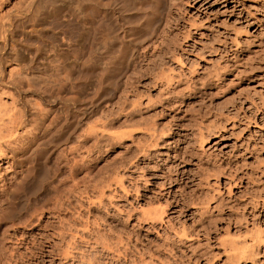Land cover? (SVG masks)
<instances>
[{
	"label": "rangeland",
	"instance_id": "1",
	"mask_svg": "<svg viewBox=\"0 0 264 264\" xmlns=\"http://www.w3.org/2000/svg\"><path fill=\"white\" fill-rule=\"evenodd\" d=\"M1 1L0 107L8 113L17 108L26 111L29 121L19 130L29 134L21 150L26 156L22 161L0 160V189L10 190V194L0 193V264H264V0H163L161 16L154 17V0H131L137 8L123 0ZM36 2L42 5L38 16L32 13ZM105 5L111 26L119 23L113 27L117 31L123 27L119 31L127 35L122 40L133 41L137 49L134 60L125 66L129 70L121 72L110 65L114 52L103 55V39H82L89 15L103 14ZM247 8L263 18L260 26L246 22L243 13ZM125 10L138 12L134 16L137 23L134 19L127 23L130 13ZM152 17V26L158 29L154 34L152 27L148 31L144 26ZM133 23L138 28L133 29ZM9 25L13 33L5 38ZM236 28L245 30H239L241 37L235 40L241 44L237 41V45L228 37ZM186 31H190L188 36ZM158 51L162 64L150 61L152 55L159 60ZM167 65L173 67L171 72L175 69L178 75H186L181 79L174 71L177 77L173 76L172 87L153 79ZM245 118H252L250 125ZM153 134H158V146H151ZM160 169L166 174L185 169L193 181L174 187L181 195L178 211L170 213L167 208L165 224L157 221L156 228L150 229L143 211L164 206L162 196L161 200L156 197L158 187L151 183V172ZM21 177L24 183L19 187ZM15 186L18 193L12 197ZM242 229L252 234L258 231L263 243L259 240L253 247L251 234ZM180 230L192 234L190 239L179 240L174 233ZM60 231L65 232L66 244ZM224 238L230 241L227 245ZM237 238L248 240L253 249L248 251L250 244L245 243L237 257L233 256L237 250L229 254ZM67 239L77 249L69 250ZM47 247L54 252L49 253ZM244 249L249 253L243 255Z\"/></svg>",
	"mask_w": 264,
	"mask_h": 264
},
{
	"label": "bare ground",
	"instance_id": "2",
	"mask_svg": "<svg viewBox=\"0 0 264 264\" xmlns=\"http://www.w3.org/2000/svg\"><path fill=\"white\" fill-rule=\"evenodd\" d=\"M1 1V0H0ZM90 3L92 2L93 3V1L94 0H88ZM123 1H125L126 2V4L127 5H132V2H131V0H123ZM122 1V2H123ZM163 0H154V2L153 3H155L154 5V9H153V12H152V15H153V17L154 16H156V14H159L160 16H161V14H160V10L159 9H162L161 8V3H165V1H163ZM1 2H4V1H1ZM33 2V1H32ZM39 2V1H38ZM38 2H36V4H35V6H34V8H35V12H33L32 11V13H34L35 15L34 16H38L39 15V12L37 11V10H39L40 8H42V5H41V7H40V4L38 3ZM112 2H114V0L112 1ZM116 2V1H115ZM120 2V1H119ZM124 2V3H125ZM30 3V2H29ZM95 3V2H94ZM106 3V5L107 4H109V1H108V3L107 2H105ZM135 2H133V4H134ZM241 3V2H240ZM243 3V2H242ZM103 4V3H102ZM115 4V3H114ZM114 4H110V5H113L114 6ZM116 4H118V2L116 3ZM120 4V3H119ZM118 4V5H119ZM122 4V3H121ZM105 5V10L103 9L102 11H104V13L103 14H101V15H97V14H95V13H93V14H90L89 15V21H87V25H86V28H85V30L83 31L82 30V32H81V34L83 33L84 34V36L86 37V38H82L81 36V38L82 39H103L102 40V43H101V47L103 48V55L105 56V57H109L110 56V52H111V50L114 52V55H113V57H111L110 56V58L111 59H109L110 61H112V63L110 64L111 66H112V64L114 65V69H119L120 71L121 70H123L124 71V69H125V66H126V64L128 63V60L129 59H131L132 58V60H134V53H133V51H135V49H136V47L133 45V41H128V42H130V43H128L127 44V41H124V40H122V39H126L125 37H124V35L126 34V32L124 31V30H120L119 31V29H122L121 27L118 29V31H117V29H115L113 26L115 25H117V28H118V26H119V23H115L114 25H112L111 26V23H110V21H111V19H110V21L108 20L110 17H109V15L107 14L108 13V11H106L107 9H106V7L108 6H106ZM124 5V4H123ZM127 5H126V9H128L127 8ZM153 5V4H152ZM165 5V4H164ZM243 5H244V3H243ZM112 6V7H113ZM115 6H117V5H115ZM114 6V7H115ZM133 6V5H132ZM30 7V6H29ZM103 7V6H102ZM130 7V6H129ZM133 7H136L137 8V5L135 4ZM153 7V6H152ZM245 7V6H244ZM243 7V8H244ZM263 7V6H262ZM38 8V9H37ZM123 9H124V7H122ZM264 8V7H263ZM120 9V8H119ZM118 8H117V10H119ZM131 9V8H130ZM130 9H128V10H130ZM133 9V8H132ZM131 9V10H132ZM164 9V8H163ZM248 9V10H247ZM246 9V11H244V13H243V15L244 14H246V16H243L244 18H245V20H247L246 22H250L251 24H256V25H259L260 26V22H263V18H261V17H259L257 14L255 15L253 12H252V10L251 9H249V8H247ZM258 9V8H257ZM261 9V8H260ZM109 10V9H108ZM116 10V9H115ZM38 13H37V12ZM111 11V10H110ZM123 11V10H122ZM127 10H125V12H126ZM163 11V10H162ZM161 11V12H162ZM119 12H121V11H119ZM127 12H129V11H127ZM159 12V13H158ZM116 13H118V11L116 12ZM116 13H115V15H116ZM122 13H124V11L122 12ZM130 13V12H129ZM138 13V12H137ZM137 13H135V11L134 12H132V13H130V14H127L128 15V20L126 19V17H125V19H126V21H129V22H127V23H132V22H134V21H132L133 19H134V16H135V14H137ZM140 13V12H139ZM119 15V14H118ZM171 15V14H170ZM138 16H140V15H138ZM160 16H158V17H160ZM172 16V15H171ZM136 17V16H135ZM153 17L152 18H150L149 20H148V22L146 23V24H144V26H145V28H147L148 27V31H149V27L151 28L152 27V29H151V32L154 34L155 33V31L156 30H158V29H156L155 30V28H156V26L153 28V24H155V23H153ZM242 17V16H241ZM120 18H124V17H120ZM137 18V17H136ZM162 18V17H161ZM160 18V19H161ZM170 18V17H169ZM156 19H158V18H156ZM159 19V20H160ZM177 19V18H176ZM135 20V19H134ZM138 20H139V18H138ZM126 21H124V22H126ZM137 20H135V23H137L136 22ZM123 21H122V23H124ZM246 22H244V23H246ZM139 23V22H138ZM140 24V23H139ZM143 24V23H142ZM4 25V24H3ZM130 25H133V29H136V28H138L137 27V25H135L134 23L133 24H130ZM129 25V26H130ZM153 25V26H152ZM128 26V25H127ZM143 26V25H142ZM243 26V25H242ZM139 27L141 28V26L139 25ZM158 27V26H157ZM235 27H237V26H235ZM239 27V26H238ZM241 27V26H240ZM248 27V26H247ZM4 28H6V27H4ZM139 28V29H140ZM234 28V27H233ZM243 28H245V27H243ZM241 30H242V28H240ZM239 29V30H240ZM246 29V28H245ZM248 29V28H247ZM246 29V30H247ZM171 30V29H170ZM238 30V28H236V29H233L232 31H231V35L230 36H228L229 37V39H232V43H234L235 41H236V45H237V43L239 42L238 40V36H240L239 34H241V32ZM131 31V30H130ZM134 31V30H133ZM141 31V30H140ZM145 29H144V35H145ZM242 31H245V30H242ZM4 37L5 38H7V34L8 33H13V30L11 29V27H10V25L6 28V29H4ZM137 32V31H136ZM163 32V31H162ZM132 33V32H131ZM138 34L140 33V32H137ZM147 33H149V32H147ZM146 33V34H147ZM161 33V32H160ZM159 33V34H160ZM183 33V32H182ZM80 34V35H81ZM190 34V31H186V33H185V35H189ZM3 35V34H2ZM127 35V34H126ZM134 35V34H133ZM136 35V34H135ZM148 35V34H147ZM147 35H145V37L147 36ZM158 35V34H157ZM167 35V34H166ZM174 35V34H173ZM185 35H183V36H185ZM77 36H79V35H76V37ZM122 36V38H120ZM11 37V36H10ZM75 37V38H76ZM141 37H143V36H141ZM154 37V36H153ZM168 37V36H167ZM170 37V36H169ZM172 37V36H171ZM170 37V38H171ZM186 37V36H185ZM241 37V36H240ZM74 38V39H75ZM78 38V37H77ZM120 38V39H119ZM170 38H169V40H170ZM173 38H174V36H173ZM176 38V37H175ZM180 38H182V37H180ZM11 39V38H10ZM144 39V38H143ZM168 39V38H167ZM235 39H238V40H234ZM242 39V38H241ZM145 40V39H144ZM159 40V39H158ZM158 40H157V46H158ZM163 40V39H162ZM172 40V39H171ZM179 40V39H178ZM155 41V40H154ZM165 41V40H164ZM175 41L177 42V40H173V43H175ZM234 41V42H233ZM238 41V42H237ZM135 42V41H134ZM143 42H145V41H143ZM168 42V41H167ZM137 44H141V43H138V42H136ZM135 43V44H136ZM147 43H148V41H147ZM163 44L165 43V42H162ZM169 43H170V41H169ZM172 43V42H171ZM173 43H172V45H173ZM179 43V42H178ZM125 44H127V46L125 45ZM166 44V43H165ZM168 44V43H167ZM239 44H241V42H239ZM128 45H130V47L128 46ZM160 45V44H159ZM170 45V44H169ZM169 45H165L168 49H169ZM179 45V44H178ZM131 46L133 47V48H131ZM137 47H138V45H136ZM143 46V45H142ZM162 46V45H161ZM164 46V45H163ZM175 46V45H174ZM148 47H150V46H148ZM159 47V46H158ZM237 47V46H236ZM130 48L132 49V51H130ZM139 48H140V46H139ZM138 48V49H139ZM142 48V47H141ZM155 48H156V46H155ZM160 48V47H159ZM167 48H165V50L167 49ZM172 48V47H171ZM170 48V49H171ZM174 48V47H173ZM235 48V47H234ZM167 49V50H168ZM169 49V50H170ZM157 50V49H156ZM162 49H160V51H161ZM174 50V49H173ZM173 50H172V52H173ZM237 50V49H236ZM136 51H137V49H136ZM160 51H158L159 53H158V57H159V60L157 59H153L152 57L154 56V55H152L151 57H150V61H152L154 64H157L158 62L159 63H161V58H162V56H161V54H160ZM164 51V50H163ZM175 51H177V50H175ZM131 52V53H130ZM156 52V51H155ZM154 52V53H155ZM166 52V51H165ZM171 52V51H170ZM141 53V52H140ZM148 53V52H147ZM162 53V52H161ZM132 54V55H131ZM137 54V53H136ZM157 54V53H156ZM174 54V53H173ZM150 55V54H149ZM162 55H164L163 53H162ZM171 55H172V53H171ZM176 55V54H175ZM160 56H161V58H160ZM169 56H170V54H169ZM173 56V55H172ZM137 57H138V55H137ZM157 57V58H158ZM176 57V56H175ZM180 57H182V56H179V59H180ZM141 58V57H140ZM177 58V57H176ZM136 60H137V58H135ZM163 59H165V58H163ZM167 59V58H166ZM170 59H172V57L170 58ZM178 59V60H179ZM139 60V59H138ZM169 60V59H168ZM168 60H166L167 62H170V61H168ZM174 60V59H173ZM181 60V59H180ZM179 60V61H180ZM142 61V60H141ZM140 61V62H141ZM165 61V62H166ZM182 61V60H181ZM132 62V61H131ZM139 62V63H140ZM143 62V61H142ZM133 63H135V62H133ZM163 63H164V61H163ZM180 63V62H179ZM182 63H184V62H182ZM108 64V63H107ZM129 64H130V62H129ZM129 64L127 65L128 67H129ZM132 64V63H131ZM162 64V63H161ZM134 65V64H133ZM160 65V64H159ZM159 65H156V66H159ZM164 65H165V63H164ZM163 65V66H164ZM106 64H105V68H106ZM110 66V67H111ZM136 66V65H135ZM139 66V65H138ZM144 66V65H143ZM155 66V67H156ZM192 66V65H191ZM191 66H189V67H191ZM113 67V66H112ZM127 67V68H128ZM131 67H132V65H131ZM169 68L170 66L169 65H167L166 66V68ZM109 68V67H108ZM108 68L106 69L107 70V73H109V71H108ZM124 68V69H123ZM136 68V67H135ZM160 68V67H159ZM165 69V67H162L161 69H160V71H158V73H156L157 75H156V77L155 78H153V77H151V78H153L156 82H158V83H160V84H162V85H171V87H172V81H173V76H176L177 77V73H176V71H175V69L173 70V72H171L172 71V69H173V67L171 68V69ZM113 69V70H114ZM131 69V68H130ZM134 69V68H133ZM150 69H152V66H151V68ZM178 69V68H177ZM118 70V71H119ZM125 70H129V69H125ZM149 70V69H148ZM158 70V69H157ZM179 70V69H178ZM112 71V70H111ZM174 71H175V73L177 74V75H172V73H174ZM113 72V71H112ZM122 72V71H121ZM137 72V71H136ZM140 72V71H139ZM149 72H150V70H149ZM157 72V71H156ZM185 72V71H184ZM189 72H191V73H193L192 72V70L190 69V71ZM114 73H115V70H114ZM113 73V74H114ZM116 73H118V72H116ZM115 73V74H116ZM124 73V72H123ZM122 73V74H123ZM138 73V72H137ZM136 73V74H137ZM148 73V72H147ZM151 73H153L152 71H151ZM174 73V74H175ZM183 72H181L180 74H182ZM121 74V73H120ZM121 74V75H122ZM126 74V73H125ZM150 74V73H149ZM154 74V73H153ZM108 75V74H107ZM128 75V74H127ZM134 75V74H133ZM182 75H185L184 73L182 74ZM182 75H178L179 77L178 78H181L180 76H182ZM216 75H217V72H216ZM110 76H112L111 74H110ZM114 76V75H113ZM119 76V75H118ZM130 76H131V74H130ZM152 76V75H151ZM186 76V75H185ZM107 78H109V76L107 77ZM116 78V77H115ZM175 78V77H174ZM199 78V77H198ZM111 79H112V77H111ZM177 79V78H176ZM182 79V78H181ZM131 80V79H130ZM147 80V79H146ZM152 80V79H151ZM153 80V81H154ZM188 80V79H187ZM138 81V80H137ZM154 81V82H155ZM178 81H181V80H178ZM152 82V81H151ZM154 82H152L153 84H155V85H157L156 83H154ZM175 82V81H174ZM177 82V81H176ZM128 83V82H127ZM131 83H132V81H131ZM148 83V82H147ZM150 83V82H149ZM125 84V83H124ZM134 84V83H133ZM143 84V83H142ZM175 84V83H174ZM122 86V85H121ZM125 86V85H124ZM126 86H127V84H126ZM125 86V87H126ZM131 86H132V84H131ZM134 86V85H133ZM167 86V87H168ZM196 86V85H195ZM158 87V86H157ZM164 87V86H163ZM163 87H161V89L163 88ZM183 87H185V85L183 86ZM131 88V87H130ZM150 88V87H149ZM160 88V87H159ZM133 89V88H132ZM134 89H135V87H134ZM167 89V88H166ZM176 89V88H175ZM178 89V88H177ZM181 89V88H180ZM18 90V89H17ZM129 90V89H128ZM163 90V89H162ZM171 90H173V89H171ZM223 90V89H222ZM143 91V90H142ZM170 91V90H169ZM129 92V91H128ZM181 92V91H180ZM137 93H138V91H137ZM176 93V92H175ZM144 94V93H143ZM168 94V93H167ZM173 94V93H172ZM161 95V94H160ZM163 95V94H162ZM139 96V95H138ZM142 96V95H141ZM169 96V95H168ZM177 96V95H176ZM181 96V95H180ZM137 97V96H136ZM167 97V96H166ZM171 97V96H170ZM132 98V97H131ZM139 98V97H138ZM147 98V97H146ZM123 99V98H122ZM140 99H142V98H140ZM139 99V100H140ZM124 100V99H123ZM153 101V100H152ZM262 101H264V100H262ZM159 102V101H158ZM163 102V101H162ZM255 102H257V101H255ZM255 104V103H254ZM257 104V103H256ZM259 104V103H258ZM261 104H263V103H261ZM123 105V104H122ZM141 105V104H140ZM144 105H145V103H144ZM167 106V105H166ZM251 106V105H250ZM254 106H256V105H254ZM258 106V105H257ZM256 106V107H257ZM14 107V106H13ZM122 107V106H121ZM129 107V106H128ZM259 107V106H258ZM262 107H263V105H262ZM9 108V107H8ZM174 108V107H173ZM183 108V107H182ZM231 108V107H230ZM236 108V107H235ZM255 108V107H254ZM260 108V107H259ZM264 108V107H263ZM5 109V108H4ZM18 109V108H17ZM11 110L9 113H8V111L6 112V111H4L3 110V112H2V109H1V107H0V160L2 161L4 158H7V161L6 162H9V160H8V158L9 159H13V160H15L14 158H18L19 160H18V162L19 161H22V158H23V156H24V152L23 151H21V150H24L23 148H25V146H27V143L25 142V140H26V138H27V136L28 135H26V134H29L28 132L26 133V130H24L23 132H20V128H25L26 127V125H27V122L29 121V117H28V115H27V112L26 111H24V112H21V111H23V110H21V111H19V110ZM127 109V108H126ZM256 109V108H255ZM262 109V108H261ZM69 110V109H68ZM67 110V111H68ZM258 110H260V109H258ZM128 111H129V109H128ZM238 112V111H237ZM254 112V111H253ZM159 113V112H158ZM255 113V112H254ZM233 114V113H232ZM255 114H257V113H255ZM255 114H253V115H255ZM261 115H262V112H261ZM256 116V115H255ZM146 117V116H145ZM150 117V116H149ZM158 117V116H157ZM230 117V116H229ZM250 117H251V115H250ZM253 117V116H252ZM126 118V117H125ZM124 118V119H125ZM248 118H249V115H248ZM248 118H245V119H247L248 120ZM235 119V118H234ZM237 119V118H236ZM251 120H252V118H250ZM255 119V118H254ZM257 119V118H256ZM255 119V121L254 122H256L257 120ZM130 120V119H129ZM133 120V119H132ZM250 120V121H251ZM144 121V120H143ZM189 121V120H188ZM187 121V122H188ZM249 120L247 121V123L250 125V122ZM253 121V120H252ZM129 122V121H128ZM154 122V121H153ZM234 122H236V121H234ZM134 123H135V121H134ZM133 123V124H134ZM156 123V122H155ZM165 123V122H164ZM185 123V122H184ZM193 123V122H192ZM246 123V122H245ZM246 123V124H247ZM35 125V124H34ZM39 125V124H38ZM131 125V124H130ZM134 125H136V123L134 124ZM150 125H151V123H150ZM154 125V124H153ZM41 126V125H40ZM128 126V125H127ZM137 126V125H136ZM146 126V125H145ZM155 126V125H154ZM196 126V125H195ZM244 126H245V124H244ZM29 127V126H28ZM130 127V126H129ZM246 127V126H245ZM33 128V127H32ZM151 128V127H150ZM153 128H156V127H153ZM216 128V127H215ZM20 129V130H19ZM34 129V128H33ZM40 129V128H39ZM247 129V128H246ZM251 129V128H250ZM160 130V129H159ZM32 131V130H31ZM130 131V130H129ZM128 131V132H129ZM133 130H131V132H132ZM122 131H120V133H121ZM125 132V131H124ZM170 132V131H169ZM31 133V132H30ZM33 133V132H32ZM31 133V134H32ZM35 133V132H34ZM33 133V134H34ZM130 133V132H129ZM143 133V132H142ZM160 133H161V131H160ZM164 133V132H163ZM32 134V135H33ZM36 134V133H35ZM148 134V133H147ZM154 134H155V132H154ZM153 134V135H154ZM126 135V134H125ZM128 135V134H127ZM30 136V135H29ZM139 136V135H138ZM137 136V137H138ZM157 136H158V134H157ZM155 137V135H154V138H155V140L153 139V141L151 142V146L153 145V146H158V137ZM159 136H160V134H159ZM33 137V136H32ZM36 137V136H35ZM160 137H162V135L160 136ZM29 138V137H28ZM129 138H130V136H129ZM35 139V138H34ZM137 139V138H136ZM151 139H152V136H151ZM255 139V138H254ZM204 140V137L202 136L201 137V142ZM27 141V140H26ZM30 141V140H29ZM32 141V140H31ZM34 141V140H33ZM141 142V141H140ZM163 142V141H162ZM133 143V142H132ZM193 143V142H192ZM196 143V142H195ZM200 143V142H199ZM203 143V142H202ZM30 144V143H29ZM122 144V143H121ZM140 144V143H139ZM160 144V143H159ZM165 144V143H164ZM31 146H32V144H31ZM30 146V147H31ZM151 146H145V148L146 147H148L149 148V150H150V148H151ZM200 146V145H199ZM203 146V145H202ZM144 146H142V148H143ZM253 147H255L254 145H253ZM34 148V147H33ZM141 148V147H140ZM252 148V147H251ZM191 149V148H190ZM250 149V148H249ZM254 149V148H253ZM255 149H256V147H255ZM135 150V149H134ZM142 150H145V149H142ZM148 150V149H147ZM16 151V152H15ZM124 151V150H123ZM127 151V150H126ZM256 151V150H255ZM17 152H20V153H17ZM29 152V151H28ZM132 152V151H131ZM146 152V151H145ZM145 152H142V153H145ZM150 152V151H149ZM193 152V151H192ZM166 153V152H165ZM18 154H19V156H18ZM32 154V153H31ZM138 154V153H137ZM146 154V153H145ZM25 155H28V154H25ZM125 155V154H124ZM131 156V155H130ZM129 156V157H130ZM136 156V155H135ZM24 157H26V156H24ZM177 157V156H176ZM210 157V156H209ZM127 158V157H126ZM133 158V157H132ZM137 158V157H136ZM258 158V157H257ZM124 160H126V159H124ZM129 160V159H128ZM210 160V159H209ZM0 161V166L2 165V162ZM121 163V162H120ZM128 163V162H127ZM164 163V162H163ZM171 164V163H170ZM169 164V165H170ZM213 164V163H212ZM136 165V164H135ZM145 165V164H144ZM169 165H168V168H169ZM220 165V164H219ZM159 166V165H158ZM222 166V165H221ZM231 166V165H230ZM144 167V166H143ZM142 167V168H143ZM232 167V166H231ZM214 168V167H213ZM217 168H219V167H217ZM234 168V167H233ZM125 169V168H124ZM173 169V168H172ZM220 169H221V167H220ZM232 169V168H231ZM230 168H229V170H231ZM185 170V169H184ZM184 170H178V171H176V172H178V173H171V174H169V173H167L166 174V171H165V169L164 170H162V169H160V170H157L156 172H151L152 174H151V176H152V181H151V179H150V181H151V183H152V185H155L156 187H158V193H156L158 196H156L157 197V199H159V200H161V197L159 196V195H161L162 196V198L164 199V206H163V204H162V206L163 207H160V208H153V209H150V210H148V211H143L144 213V217H143V219L145 220V222L148 220L150 223H148L149 225V227H150V229L152 228V229H155L156 228V223H157V221H161V223H163V225L165 224L164 223V221H163V216H164V214L166 213V211H167V208H169L170 210H171V212L170 213H174V212H177L178 210H177V207H179V202H180V199H181V195L180 194H176L177 192H176V189H174V187L176 186H180V184H182V183H186L187 184V182H192L193 180L191 179L190 180V177H189V175L187 174V172L185 171L184 172ZM235 170L237 171V169H236V167H235ZM235 170H233L234 171V173L236 172ZM197 171V170H196ZM209 171V170H208ZM212 171V170H211ZM210 171V172H211ZM215 171V170H214ZM261 171V170H260ZM25 172V171H24ZM216 172V171H215ZM221 172V171H220ZM225 172V171H224ZM140 173V172H139ZM207 173V172H206ZM214 173V172H213ZM223 173V172H222ZM233 173V174H234ZM248 173V172H247ZM21 174V173H20ZM123 174V173H122ZM212 174V173H211ZM215 174V173H214ZM233 174H231V172H230V175L233 177L234 175ZM244 174V173H243ZM128 175V174H127ZM139 175V174H138ZM245 175V174H244ZM248 175L250 176L251 174H249L248 173ZM122 176V175H121ZM148 176V175H147ZM209 176V174H207V177L206 178H209L208 177ZM239 176V179H241L242 177H243V175H242V177H240V175H237V177ZM249 176H247V179H252L251 177L250 178H248ZM253 176V175H252ZM123 177H124V175H123ZM141 177H142V175H141ZM217 177V176H216ZM245 177V176H244ZM22 178V177H21ZM136 178H138V177H136ZM123 179V178H122ZM233 179V178H232ZM234 180V179H233ZM254 180V179H253ZM19 181H20V183H19ZM18 181V185L17 186H19V187H22V185H23V183H24V178H22V179H20ZM158 181H160V182H158ZM230 181V180H229ZM232 181V180H231ZM238 181V180H237ZM242 181V180H241ZM240 181V182H241ZM255 181V180H254ZM254 181L252 182V183H254ZM120 182H122V181H120ZM146 182V181H145ZM233 182H235V181H233ZM150 183V182H149ZM229 183V182H228ZM185 184V185H186ZM235 184V183H234ZM202 185V184H201ZM240 185V184H239ZM17 186H15V188H13V190L11 191V195H12V197H13V194H14V192L16 191V193H18L17 192ZM120 187H121V185H119ZM123 186V185H122ZM228 186H232V185H228ZM17 187V188H16ZM126 187V186H125ZM198 187V186H197ZM230 187H228V188H230ZM139 188V187H138ZM180 188V187H179ZM182 188H184V187H182ZM195 188V187H194ZM19 189V188H18ZM126 189V188H125ZM123 190V189H122ZM133 190V189H132ZM137 190V189H136ZM178 190V189H177ZM228 190V189H227ZM8 191V190H7ZM7 191H6V188H3V189H0V193H2V194H5V193H7ZM10 191V190H9ZM8 191V192H9ZM20 191H21V189H20ZM124 191V190H123ZM194 191V190H193ZM176 192V193H175ZM192 192V191H191ZM196 192V191H195ZM204 192V191H203ZM231 192V191H230ZM124 193V192H123ZM139 193V192H138ZM213 193V192H212ZM247 193V192H246ZM249 193V192H248ZM7 194H10V192L9 193H7ZM199 194V193H198ZM205 194V193H204ZM11 195H9V196H11ZM17 194H15L14 196H16ZM19 195V194H18ZM17 195V196H18ZM185 195V194H184ZM202 195V194H201ZM206 195H207V193H206ZM246 195V194H245ZM253 195V194H252ZM197 196V195H196ZM205 196V195H204ZM210 196V195H209ZM261 196V195H260ZM264 196V195H263ZM8 197V196H7ZM12 197H11V200H12ZM156 197H154V198H156ZM159 197V198H158ZM187 197V196H186ZM198 197V196H197ZM258 198H260L259 196H257ZM149 198V197H148ZM195 198V197H194ZM199 198V197H198ZM208 198V197H207ZM255 198V197H254ZM253 198V199H254ZM262 198V197H261ZM7 199V198H6ZM10 199V198H9ZM150 199V198H149ZM197 199V198H196ZM211 199V198H210ZM257 199V198H256ZM264 199V198H263ZM262 199V200H263ZM193 200V199H192ZM219 200V199H218ZM250 200H251V198H250ZM249 200V201H250ZM258 200V199H257ZM256 200V201H257ZM209 201H211V200H209ZM248 201V200H247ZM255 201V202H256ZM260 200H258L257 202H259ZM182 202V201H181ZM185 202V201H184ZM205 202H208V199H207V201L205 200ZM204 202V203H205ZM256 202V203H257ZM261 202V201H260ZM264 202V201H263ZM159 203H161V202H159ZM250 203V202H249ZM185 204H187V203H185ZM192 204H195V203H192ZM208 203H206V205H207ZM255 204V203H254ZM258 204V203H257ZM260 204V203H259ZM262 204H264V203H262ZM159 206H160V204H158ZM199 205V204H198ZM220 205V204H219ZM261 206H263V205H261ZM10 207V206H9ZM13 207V206H12ZM17 207V206H16ZM242 207V206H241ZM11 208V207H10ZM183 208V207H182ZM181 208V209H182ZM14 209V208H13ZM143 209V208H142ZM208 209V208H207ZM212 209V208H211ZM251 209V208H250ZM0 210H2V209H0ZM7 210V209H6ZM208 211V210H207ZM2 212H4V211H2ZM1 212V213H2ZM6 212V211H5ZM196 212V211H195ZM204 212V211H203ZM220 212V211H219ZM201 214V213H200ZM199 214V215H200ZM232 214V213H231ZM253 214V213H252ZM1 215V214H0ZM172 214H170L169 216L170 217H172L171 216ZM244 215V214H243ZM242 215V216H243ZM141 216V215H140ZM178 216V215H177ZM222 216V215H221ZM245 216V215H244ZM168 217V216H167ZM167 217H166V219H167ZM189 217V216H188ZM211 217V216H210ZM205 218V217H204ZM243 218V217H242ZM2 219H3V217H2ZM142 219V218H141ZM170 219V218H169ZM201 219V218H200ZM239 219V218H238ZM241 219V218H240ZM143 220V221H144ZM168 220V219H167ZM177 220V219H176ZM185 220V219H184ZM242 220V219H241ZM245 220V219H244ZM64 222H65V220H64ZM171 222V221H170ZM208 222V221H207ZM206 222V223H207ZM242 222V221H241ZM240 222V223H241ZM47 223V222H46ZM62 223V222H61ZM69 223V222H68ZM160 223V224H161ZM181 223V222H180ZM210 223H211V221H210ZM240 223H237L238 225L240 224ZM175 224V223H174ZM182 224V223H181ZM43 225V224H42ZM45 225V224H44ZM43 225V226H44ZM63 225H65V224H63ZM71 225V224H70ZM69 225V227L71 228V226ZM170 225V224H169ZM203 225V224H202ZM205 225V224H204ZM61 226V225H60ZM67 226V225H66ZM173 226V225H172ZM178 226H179V224H178ZM182 226H183V224H182ZM181 226V227H182ZM207 226V225H206ZM241 226V225H240ZM160 227H161V225H160ZM167 227V226H166ZM177 227V226H176ZM203 227V226H202ZM76 228V227H75ZM168 228V227H167ZM237 228V227H236ZM247 228V227H246ZM245 228V229H246ZM249 228V227H248ZM254 228V227H253ZM261 228V227H260ZM49 229V228H48ZM55 229V228H54ZM65 229H66V227H65ZM171 229V228H170ZM179 229V228H178ZM182 229V228H181ZM183 229H184V227H183ZM186 229V228H185ZM230 229V228H229ZM244 229V230H245ZM257 229V228H256ZM56 230V229H55ZM62 230V229H61ZM68 230V229H67ZM67 230H65V232H67ZM75 230H77V229H75ZM173 230V229H172ZM188 230V229H187ZM223 230H224V228H223ZM239 230V229H238ZM244 230L242 229L241 231H243L244 232ZM247 230V229H246ZM245 230V231H246ZM254 230V229H253ZM46 231V230H45ZM49 231V230H48ZM57 231V230H56ZM62 231H64V230H62ZM62 231H60L59 233V235H61L62 236V238L61 237H59V238H61L62 240H64V236H65V232H63V233H61ZM72 231V230H71ZM71 231H68L69 233L68 234H70V237H72L71 235H73V234H71V233H73L74 232V230H73V232H71ZM84 231V230H83ZM158 231V230H157ZM181 231V230H180ZM180 231H177L176 233H174L175 235H177V237L179 238V240H183L184 238L186 239V237H189L188 239H190V237L192 236V234L191 235H189V236H187V233L186 232H184V231H186V230H183V231H181V232H183L182 234H180L181 232ZM191 231V230H190ZM198 231V230H197ZM206 231V230H205ZM211 231V230H210ZM226 231V230H225ZM237 231V230H236ZM248 231H250L249 229H248ZM252 231V230H251ZM256 231V230H255ZM50 232V231H49ZM189 232V231H188ZM193 232V231H192ZM239 233H240V231H238ZM242 232V233H243ZM247 232V231H246ZM246 232H244V233H246ZM252 232H254V231H252ZM258 232V231H257ZM256 232V234H252V233H250V232H247L246 233V235L248 234V235H250L249 237L251 238V243H252V245H253V247H254V245H255V243L257 242V241H259V240H262V237H261V235H260V233L258 232L257 233ZM51 233V232H50ZM54 234L53 235H56V233L55 232H53ZM76 233H78V232H76ZM159 233V232H158ZM241 233V234H242ZM250 233V234H249ZM255 233V232H254ZM50 235V234H49ZM52 235V234H51ZM58 235V236H59ZM66 235H67V233H66ZM78 235L80 236V234L78 233ZM82 235H84V233H82ZM166 235V234H165ZM58 236H57V238H58ZM77 236V235H76ZM161 236V235H160ZM227 236V235H226ZM229 236V235H228ZM245 236V235H244ZM54 237V236H53ZM70 237H66V238H70ZM73 237H75V235L73 236ZM72 237V238H73ZM85 238V236H82L81 238ZM194 237V236H193ZM197 237V236H196ZM236 237V236H235ZM241 237H242V235H241ZM40 238H41V236H40ZM44 238H46L47 239V237H44ZM48 238H51V237H48ZM78 238H80V237H78ZM80 238V239H81ZM167 238H168V236H167ZM199 238V237H198ZM220 238V237H219ZM230 238V237H229ZM261 238V239H260ZM53 239V238H52ZM55 239V238H54ZM86 239V238H85ZM45 240V239H44ZM68 241H67V245H68V243H69V241L71 242V239L69 240V239H67ZM73 240V239H72ZM75 240V239H74ZM73 240V241H74ZM87 240H88V238H87ZM86 240V241H87ZM164 240V239H163ZM167 240V239H166ZM187 240V239H186ZM224 240H225V238H224ZM231 240V239H230ZM233 240V239H232ZM232 240H231V242H232ZM237 240V241H236ZM239 239L237 238V239H235V241H234V243L232 242V249H234V250H230L231 251V253H229L230 251H229V249L227 250V249H225V247H224V249L225 250H227V252L229 253V254H232V252H234L235 250H237V252L236 253H233V256H235V257H237V255H239L240 253H242V251L241 250H239L240 248H242L243 249V247L244 246H246L248 243H247V241L248 240H244V238H243V241H238ZM240 240H241V238H240ZM55 241H57V240H54V246H56V244H55ZM61 241V240H60ZM59 241V242H60ZM170 241V240H169ZM184 241V240H183ZM223 241V240H222ZM226 241V240H225ZM249 241H250V239H249ZM59 242H58V244H59ZM62 242V241H61ZM88 242V241H87ZM168 242V241H167ZM180 242V241H179ZM205 242H207V241H205ZM230 242L229 240H227L226 241V245L228 244V243ZM238 242H239V244L241 245L242 243H240V242H243V244H245V243H247V244H245V245H241V247H239L238 245ZM72 243V242H71ZM126 243V242H125ZM222 243V242H221ZM224 243H223V245H224ZM251 243H249L250 244V246L248 245V251H249V247H250V249L252 250L253 249V247H252V245H251ZM262 243H263V240H262ZM52 244V243H51ZM50 244V245H51ZM57 244V245H58ZM64 244H66V241L64 240ZM70 244V243H69ZM105 244V243H104ZM120 244V243H119ZM164 244V243H163ZM172 244V243H171ZM259 244V243H258ZM45 245V244H44ZM49 245V244H48ZM71 245V244H70ZM70 245H68V247H70ZM89 245V244H88ZM169 245V244H168ZM174 245V244H173ZM187 245V244H186ZM257 245V244H256ZM260 245V244H259ZM53 246V247H54ZM74 246V243L72 244V247ZM76 246H77V244H76ZM76 246H74V248L76 247ZM90 246H92V245H90ZM107 246V245H106ZM127 246V245H126ZM132 246V245H131ZM164 246V245H163ZM177 246V245H176ZM192 246V245H191ZM198 246V245H197ZM43 247V246H42ZM58 247V246H57ZM60 247V246H59ZM64 247V246H63ZM68 247H66V245H65V248L66 249H68ZM72 247H70L69 248V250L70 249H72ZM105 247V246H104ZM109 247V246H108ZM128 247V246H127ZM168 247H170V246H168ZM228 247V246H227ZM226 247V248H227ZM252 247V248H251ZM46 248V247H45ZM48 248V247H47ZM51 248V247H50ZM50 248H48L49 250V253H52V252H54L53 251V248H52V250L50 249ZM61 248V247H60ZM59 248V249H60ZM73 248V249H74ZM93 248V247H92ZM107 248V247H106ZM121 248V247H120ZM164 248H166V247H164ZM55 249H57V248H55ZM66 249H64L65 251H66ZM72 249V250H73ZM75 249H77V247L75 248ZM91 249V248H90ZM160 249V248H159ZM230 249H231V247H230ZM247 249H244V252H243V255H245V254H247V253H245V251L247 250ZM50 250H51V252H50ZM63 250V249H62ZM128 250V249H127ZM132 250V249H131ZM173 250V249H172ZM225 250H223V251H225ZM257 250V249H256ZM45 251V250H44ZM48 251H47V253H48ZM61 251V250H60ZM74 251V250H73ZM143 251H145V250H143ZM165 251V250H164ZM248 251H246V252H248ZM255 251V250H254ZM42 252H43V250H42ZM62 252V251H61ZM117 252V251H116ZM119 252V251H118ZM226 252V253H227ZM252 252V251H251ZM57 253V252H56ZM58 253H59V250H58ZM63 253H64V255H65V253L66 252H64L63 251ZM94 253V252H93ZM239 253V254H238ZM245 253V254H244ZM249 253V252H248ZM45 254H46V252H45ZM68 254V251H67V253H66V257L69 255H67ZM235 254V255H234ZM237 254V255H236ZM250 254H252V253H250ZM42 255V254H41ZM44 255V254H43ZM42 255V256H43ZM50 255V254H49ZM61 255H63V254H61ZM63 255V257H65ZM94 255V254H93ZM92 255V256H93ZM140 256L142 255V254H139ZM146 255V254H145ZM242 255V256H243ZM256 255V254H255ZM70 256V255H69ZM83 256V255H82ZM85 256V255H84ZM92 256H89V258H90V260H92L93 259V257ZM122 256V255H121ZM124 256H126V255H124ZM150 256H152V255H150ZM233 256H231V258L233 257ZM249 256V255H248ZM253 257H254V255H252ZM251 256V257H252ZM71 257V256H70ZM79 257V256H78ZM91 257H92V259H91ZM155 257H156V255H155ZM227 257H229V255L227 256ZM235 257H233V258H235ZM240 257H241V255H240ZM244 257V256H243ZM242 257V258H243ZM250 257V256H249ZM248 257V258H249ZM83 258V257H82ZM138 258V257H137ZM66 259V258H65ZM94 259H96V258H94ZM145 259V258H144ZM151 259V258H150ZM40 260V259H39ZM42 260V259H41ZM61 260V259H60ZM90 260H88L86 263H88ZM159 260H160V258H159ZM231 260V259H230ZM238 260V259H237ZM63 261V260H62ZM81 261V260H80ZM82 261H83V259H82ZM93 261H95V260H93ZM101 261V260H100ZM99 261V262H100ZM106 261V260H105ZM136 261V260H135ZM145 261V260H144ZM234 261H236L235 259H234ZM97 262V261H96ZM96 262H92V261H90L88 264H94V263H96ZM98 262V263H99ZM132 262V261H131ZM134 262V261H133ZM132 262V263H133ZM139 262V261H138ZM154 262V261H153ZM160 262V261H159ZM232 262V261H231ZM240 262V261H239ZM76 263V262H75ZM105 263V262H104ZM103 262H102V264H104ZM130 263V262H129ZM135 263V262H134ZM160 263H162V262H160ZM233 263V262H232ZM100 264V263H99ZM238 264H241V263H238Z\"/></svg>",
	"mask_w": 264,
	"mask_h": 264
}]
</instances>
